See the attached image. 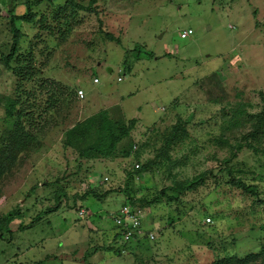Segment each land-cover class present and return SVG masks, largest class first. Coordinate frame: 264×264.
Returning a JSON list of instances; mask_svg holds the SVG:
<instances>
[{
  "label": "rangeland",
  "instance_id": "374dc122",
  "mask_svg": "<svg viewBox=\"0 0 264 264\" xmlns=\"http://www.w3.org/2000/svg\"><path fill=\"white\" fill-rule=\"evenodd\" d=\"M155 1L28 0L29 31L9 60L10 22L0 20V264H264V3ZM119 97L137 124L113 156L78 157L97 135L74 147L66 131L100 111L125 123L101 105ZM130 196L155 240L123 257L100 217Z\"/></svg>",
  "mask_w": 264,
  "mask_h": 264
},
{
  "label": "trees",
  "instance_id": "16d2710c",
  "mask_svg": "<svg viewBox=\"0 0 264 264\" xmlns=\"http://www.w3.org/2000/svg\"><path fill=\"white\" fill-rule=\"evenodd\" d=\"M24 1H25L26 14H29L31 6L29 3H27L28 0H24ZM24 18L25 16L9 19L10 30L12 32V44H11L10 53L8 56H6V58H4L5 60H9L13 55L18 40L19 33L13 26L12 23L13 19L26 22ZM133 125H135V120H128L125 123L122 122L119 124H116L114 122L112 123L108 121L105 112L100 111L96 117L85 119L81 123L76 124L71 129L67 130L65 134V139L67 145H72L74 147L75 146L77 147L79 145L78 144L79 142L81 143H83L84 141L88 142L87 138L91 137L92 134H95L97 135V140H95L89 145L84 146L83 149L77 151L78 157L86 160L95 159V158H107L114 155L115 146L118 143L122 142L123 139H125L129 135V132L133 128ZM128 150L130 151L129 154H131V149L129 148ZM123 155L126 156L125 154ZM139 167L137 170L133 172L134 173L137 172L140 169ZM201 183L202 180L198 179L194 183L187 182L185 184L177 185L176 187L172 188L170 191H172L175 194L182 193L184 191H191ZM231 183L234 186H236L238 189H241L242 191L249 190L245 188L239 181H233ZM124 199L131 205L144 208L141 205L135 203V200L131 196L126 197ZM12 219L13 217H9V216L6 217L3 220L5 226H7L12 221ZM256 258L257 255L247 256L245 259L241 260L238 264H248L249 262H251ZM263 262H264V257H263Z\"/></svg>",
  "mask_w": 264,
  "mask_h": 264
},
{
  "label": "built area",
  "instance_id": "2783aa9c",
  "mask_svg": "<svg viewBox=\"0 0 264 264\" xmlns=\"http://www.w3.org/2000/svg\"><path fill=\"white\" fill-rule=\"evenodd\" d=\"M191 35V30H184L179 33V39L185 40ZM116 81L119 82L120 78H117ZM92 83L96 84L97 79L94 78ZM75 97L78 100H82L84 98L83 91L79 89L76 90ZM131 149L132 154L136 148L132 146ZM138 167L139 165L137 163H133L129 171L133 172L137 170ZM102 180L106 182L107 178L104 177ZM87 215L88 214L83 208L78 209L76 212V216L80 219ZM102 219L104 221H110L114 228L113 245L118 255L126 256L129 254L130 246H136L141 241L153 242L155 239L153 229L148 224L149 218L145 210L141 207L129 204L125 199L116 211L107 212ZM209 222V219L205 220V223Z\"/></svg>",
  "mask_w": 264,
  "mask_h": 264
},
{
  "label": "crops",
  "instance_id": "0c3cea01",
  "mask_svg": "<svg viewBox=\"0 0 264 264\" xmlns=\"http://www.w3.org/2000/svg\"><path fill=\"white\" fill-rule=\"evenodd\" d=\"M164 3V0L163 1H161V0H159V1H155V2H151V4H152V9H154V10H156L157 8H160V6L162 5ZM252 3L253 4H255L256 5V7L257 8H259L263 3H264V0H252ZM243 4H244V6L245 7H247V6H250L247 2H243ZM6 6V8L5 9H7L6 10V13H4V12H2L3 11V7H5ZM0 9H1V14H0V20L2 21V20H6V21H9V19L10 18H18V17H21V16H23V14H24V12L26 11V8H25V1L24 0H0ZM8 12H10V13H8ZM2 15V16H1ZM2 17H4V19L2 18ZM257 17H259V16H257ZM13 26H14V28L16 29V30H18V31H20V32H18V33H20L21 35H26V34H28V29H27V31H25V32H23L24 30H26V28L25 29H22L21 27H20V24H23L24 25V22L23 21H19V20H14L13 19ZM107 25H109V24H107ZM129 25V24H128ZM23 27H25V26H23ZM19 28H20V30H19ZM131 28V27H130ZM129 26H128V29H127V31H129ZM228 28L229 29H232L231 27H229L228 26ZM132 29V28H131ZM18 36H19V34H18ZM126 37V36H125ZM113 38H116L115 36H113ZM28 39V38H27ZM21 40H25V38L24 37H21ZM114 48H116V46H114ZM108 50H109V53L107 54V55H111V53H114L115 55H118V56H120L122 59H124V57H125V55H126V49H121V48H119V50L117 49V50H114L113 48H111V47H109L108 48ZM143 52V51H142ZM166 55H161L160 57L161 58H163V57H165ZM136 59H139V57L138 58H136ZM138 61V60H137ZM120 62V61H119ZM121 63V62H120ZM108 71L110 72V69H108ZM212 75H215L214 73H212V71H210V73H209V75H208V77L210 76H212ZM117 82V81H116ZM119 82H121V80L119 81ZM96 84H98V82L96 83ZM191 86H192V84H191ZM191 86L190 87H188L189 89L191 88ZM188 88L187 89H184V90H182V92L180 93V95H176V94H170L168 97H166L165 98V101H166V104H167V108H169V109H172V107H173V105H174V102L176 101V100H181L180 98H184V95H185V92H187L188 91ZM85 96V95H84ZM123 97H119L118 99H116V98H109V100H103V102H102V104L101 105H103V104H108V105H112V106H114V107H117L118 108V110H120V113L122 114V116L124 117V119L126 120V121H128V120H135L136 121V124H137V119H135V118H130L132 115H131V113H132V111H134V110H132V107H130L131 105L130 104H128L127 105V103H124V101H123V99H122ZM126 99H127V97H126ZM171 107V108H170ZM103 109H107V106L106 107H101L100 108V110H103ZM163 111V109L162 108H158V107H155L154 108V111H158V112H160V111ZM169 112V111H168ZM126 113H129L130 114V117H125L126 115ZM36 197V196H35ZM103 202H105V201H103ZM122 202H123V200H122ZM83 208V207H82ZM79 209V208H78ZM84 210H85V208H83ZM94 210H96L97 212H99L100 213V210L99 209H94ZM117 210V209H116ZM116 210H114V211H116ZM86 213L89 215V213L86 211ZM101 215V214H100ZM100 220H103L102 219V217H100ZM100 220L98 219V222H100ZM101 226H103V227H105L103 224H102V222H100L99 223V225H98V227L99 228H101V229H103ZM29 227V225H27L26 226V228H28ZM21 228H24L23 226H21L20 227V229ZM19 229V230H20ZM113 230L111 231V234L109 233L108 234V236H110V238H109V241H111V239H113V236H114V233H115V231H114V228H112ZM155 240V239H154ZM129 255V254H128ZM128 255H126V256H128ZM117 256H121V255H118L117 254ZM124 257V256H123ZM36 263V262H35ZM36 264H39V263H36Z\"/></svg>",
  "mask_w": 264,
  "mask_h": 264
}]
</instances>
